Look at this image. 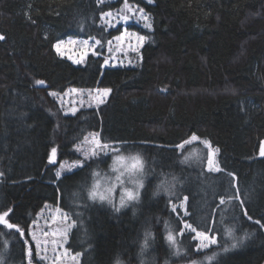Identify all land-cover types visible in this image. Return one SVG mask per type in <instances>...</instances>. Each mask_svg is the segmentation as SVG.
I'll use <instances>...</instances> for the list:
<instances>
[{
	"label": "trees",
	"instance_id": "16d2710c",
	"mask_svg": "<svg viewBox=\"0 0 264 264\" xmlns=\"http://www.w3.org/2000/svg\"><path fill=\"white\" fill-rule=\"evenodd\" d=\"M126 4L148 16L128 26L146 40L105 66L123 26L104 14ZM0 37V214L24 233L0 224V264H28L26 245L45 264L30 231L49 206L66 213L78 264H264V0H0ZM68 37L97 38L99 55L62 56L54 45ZM98 87L111 92L97 106L57 101ZM91 135L106 147L83 159ZM116 155L142 159L124 203L92 195ZM185 223L217 243L199 247Z\"/></svg>",
	"mask_w": 264,
	"mask_h": 264
},
{
	"label": "rangeland",
	"instance_id": "374dc122",
	"mask_svg": "<svg viewBox=\"0 0 264 264\" xmlns=\"http://www.w3.org/2000/svg\"><path fill=\"white\" fill-rule=\"evenodd\" d=\"M125 16L129 17L127 22H125L123 19ZM107 20L109 24L114 26L121 24L124 31L125 27L128 29V26L131 25L130 23L139 24V20L143 19H141L140 11H137L135 8L126 4L123 11L113 12L111 17H107ZM128 31L133 33L131 37H126L123 42L114 39L108 45V64L105 66L121 65L123 62H126L125 60H130L129 53H134L140 49L141 46L137 47L136 35L141 34L130 29H128ZM67 40H76L77 43L71 47H65L62 50L63 54L61 52L58 53L69 58L73 62L80 58V53L82 51L81 42L83 41L89 42L90 47L88 54L93 52V47L95 48V51L98 52V45H95L94 43L95 41H98L97 38L68 37L64 40L58 41L57 43ZM85 57L83 58L82 62L84 61ZM104 89L106 88L98 87L92 91L70 89L67 93L58 96L57 101L65 112H75L82 106H97L102 103L100 101L104 102L108 97V95H104ZM95 138H98V136L91 135L77 147L83 159L89 157L93 151H97L98 148L92 143L93 139ZM206 146L209 159H213L214 167H218L217 163L215 162V150L212 149L207 143ZM195 152L197 151L195 150ZM213 153L214 156L212 155ZM117 157H120L121 159H117ZM197 161H199V159H197ZM80 162L81 160L74 162L63 161L59 163V172L63 174L64 172L70 171L78 166ZM142 167V159L139 157L116 155L112 166L113 173L103 175L101 174L96 179L94 183L97 190L96 195L98 197L103 196L105 201L110 202L118 200V202L124 203L131 200L128 198V193L131 192L134 197L136 195L138 185H140L139 182L141 181V185L143 184ZM68 204L70 207H73V209L76 207L77 203L76 199H73V195L68 199ZM70 227L71 224L66 213L63 212L59 207L49 206L44 209L30 231L31 240L35 245L34 250L36 257L38 259L44 257L42 260L45 264H78L76 256L71 253L67 246ZM86 230L88 231V227ZM208 236L211 237L210 235ZM204 243L208 242L204 241Z\"/></svg>",
	"mask_w": 264,
	"mask_h": 264
},
{
	"label": "snow or ice",
	"instance_id": "6c2138e0",
	"mask_svg": "<svg viewBox=\"0 0 264 264\" xmlns=\"http://www.w3.org/2000/svg\"><path fill=\"white\" fill-rule=\"evenodd\" d=\"M99 3H104V0H98ZM141 12V19L147 21L148 20V16L146 14L143 13V10H140ZM104 16H107V17H111L112 16V13H105ZM124 21L127 22V20L129 19L128 16H125L124 18ZM144 27L146 28H150L151 27V24H145ZM133 35V33L129 32L127 27L124 28V31L121 35H118L115 37V39L117 41H120V42H123L125 40L126 37H131ZM0 39H3V37H0ZM146 40V37L145 36H142V35H136V41H137V47H140L143 45L144 41ZM77 43L76 40H67V41H62L61 43H57L55 45V48H56V51L57 52H61L62 53V50L65 48V47H71L72 45H75ZM82 43V51L80 53V58L77 59L75 62L77 64L81 63L83 58L88 54V51H89V42L88 41H83L81 42ZM95 45H99L100 44V41H95L94 42ZM111 43V42H109ZM63 54V53H62ZM93 55H99V53H97L95 51V48L93 47ZM105 65L108 64V61L105 60ZM38 83L40 84H43L44 82L43 81H38ZM104 95L107 96L110 92H111V89H104ZM55 95V94H53ZM100 102H103V101H100ZM199 140V137L193 135L191 137V141H198ZM92 143L97 147V148H102V147H106V146H102L101 143H100V140L98 138H95L93 139ZM180 147H183V145H181ZM97 153L95 151H93L92 155H96ZM261 156H264V148L261 149V152H260ZM214 156V153L212 154ZM56 157H57V149L55 147H53L51 149V160L52 162H55L56 160ZM117 159H121L120 157H117ZM208 170L209 171H220V169L218 167H214V160L213 159H209L208 160ZM61 175L60 172H57L56 173V176L59 177ZM93 197H95V192H93ZM101 199H104L103 196L100 197ZM128 198L129 199H133V194L131 192L128 193ZM187 201V197H184V202ZM181 203V207H183V203ZM225 201L224 200H221L220 201V204H224ZM177 209V205L173 204L172 205V211L175 212ZM117 211H119V209H117ZM185 214H186V209H185ZM10 215V211H5L3 212V214H0V224L6 226L8 229H15L17 233H19V235L21 237L24 236V233H23V230L17 225V224H13V223H10L9 220L7 219V217ZM249 219H251V217H248ZM256 223H259V221H256ZM261 227H264V225H261ZM184 228L189 230L190 233H195L194 236H192L191 238L192 239H199L201 241V244L199 245V247H208L209 244H216L217 241L215 239V237H209L206 233V231H203V232H198L196 228L192 227L191 224L189 223H185L184 225ZM183 233H181L182 235ZM229 235H231V233H229ZM168 239L171 241L173 240V236L172 235H169L168 236ZM204 241H207L208 243H204ZM237 246L236 243H234L232 245L233 248H235ZM26 257L28 258V264H33V249H32V246L31 245H26ZM224 251H228L227 248L224 249ZM41 259H44V257H42Z\"/></svg>",
	"mask_w": 264,
	"mask_h": 264
},
{
	"label": "clouds",
	"instance_id": "9594fccd",
	"mask_svg": "<svg viewBox=\"0 0 264 264\" xmlns=\"http://www.w3.org/2000/svg\"><path fill=\"white\" fill-rule=\"evenodd\" d=\"M116 264H126V262L123 261V260H118V261L116 262Z\"/></svg>",
	"mask_w": 264,
	"mask_h": 264
},
{
	"label": "water",
	"instance_id": "95a60500",
	"mask_svg": "<svg viewBox=\"0 0 264 264\" xmlns=\"http://www.w3.org/2000/svg\"><path fill=\"white\" fill-rule=\"evenodd\" d=\"M262 148H264V141H263V144H262V147H261V149H262Z\"/></svg>",
	"mask_w": 264,
	"mask_h": 264
}]
</instances>
